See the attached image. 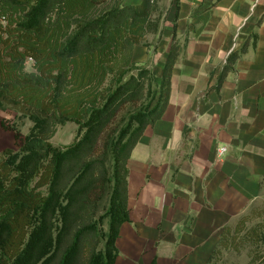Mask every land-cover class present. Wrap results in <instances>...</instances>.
<instances>
[{
	"label": "trees",
	"instance_id": "trees-1",
	"mask_svg": "<svg viewBox=\"0 0 264 264\" xmlns=\"http://www.w3.org/2000/svg\"><path fill=\"white\" fill-rule=\"evenodd\" d=\"M162 19L159 0H0V111L32 122L18 150L0 153V264H117L128 161L168 106L179 53L174 42L158 83L134 61ZM128 103L136 108L119 118ZM67 122L77 140L54 145ZM249 246V264H264V206L224 229L207 264Z\"/></svg>",
	"mask_w": 264,
	"mask_h": 264
},
{
	"label": "crops",
	"instance_id": "crops-1",
	"mask_svg": "<svg viewBox=\"0 0 264 264\" xmlns=\"http://www.w3.org/2000/svg\"><path fill=\"white\" fill-rule=\"evenodd\" d=\"M159 5L162 32L134 58L145 64L155 51L162 76L174 42L179 53L168 106L128 161L130 221L117 264H207L224 229L264 206V0Z\"/></svg>",
	"mask_w": 264,
	"mask_h": 264
},
{
	"label": "rangeland",
	"instance_id": "rangeland-1",
	"mask_svg": "<svg viewBox=\"0 0 264 264\" xmlns=\"http://www.w3.org/2000/svg\"><path fill=\"white\" fill-rule=\"evenodd\" d=\"M148 38L146 39V41L153 45V39L149 40ZM136 59L134 58V61L136 62L137 66H146L148 68H151L154 73L155 81L157 83L161 81V76H158L160 56L156 55L155 51L152 50L151 57H149L148 62L145 64L137 62ZM32 64V60H29L27 64V68L29 70L33 69ZM135 108L136 106H133V104L128 103V105L122 109L119 118L125 115L126 113H130ZM31 127L32 122L28 118L21 117L12 110L0 111V153L6 148L18 150L24 138L29 133ZM78 135L79 125L74 122H67L66 124L58 128V131L52 139V142L56 146H68L77 140ZM107 198L108 194L104 196V199L100 203V212L103 210ZM258 203L259 205H262L261 200ZM252 248L253 247L249 246L246 249H243L240 253H225V264H249L251 259L249 257V250H251Z\"/></svg>",
	"mask_w": 264,
	"mask_h": 264
},
{
	"label": "built area",
	"instance_id": "built-area-1",
	"mask_svg": "<svg viewBox=\"0 0 264 264\" xmlns=\"http://www.w3.org/2000/svg\"><path fill=\"white\" fill-rule=\"evenodd\" d=\"M222 151H225V148H223Z\"/></svg>",
	"mask_w": 264,
	"mask_h": 264
}]
</instances>
